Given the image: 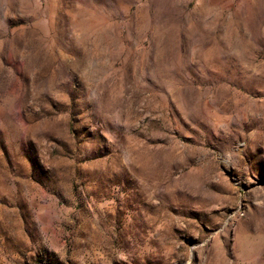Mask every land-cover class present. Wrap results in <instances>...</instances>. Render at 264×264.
I'll return each instance as SVG.
<instances>
[{
  "label": "rangeland",
  "instance_id": "1",
  "mask_svg": "<svg viewBox=\"0 0 264 264\" xmlns=\"http://www.w3.org/2000/svg\"><path fill=\"white\" fill-rule=\"evenodd\" d=\"M0 264H264V0H0Z\"/></svg>",
  "mask_w": 264,
  "mask_h": 264
}]
</instances>
